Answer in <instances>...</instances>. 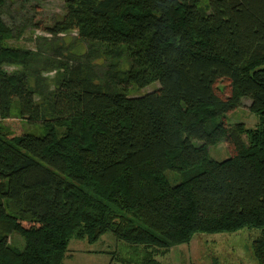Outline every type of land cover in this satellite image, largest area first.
<instances>
[{"label":"trees","instance_id":"trees-1","mask_svg":"<svg viewBox=\"0 0 264 264\" xmlns=\"http://www.w3.org/2000/svg\"><path fill=\"white\" fill-rule=\"evenodd\" d=\"M8 3L0 121L15 109L45 136L0 128V264H65L71 241L109 233L124 245L118 263L161 264L199 234L243 230L259 234L252 249L264 264V0H64L49 32L76 33L85 49L65 56L55 45L43 60L11 45ZM155 82V93L129 96ZM245 98L257 126H226ZM223 140L236 153L218 162L209 148Z\"/></svg>","mask_w":264,"mask_h":264},{"label":"rangeland","instance_id":"rangeland-1","mask_svg":"<svg viewBox=\"0 0 264 264\" xmlns=\"http://www.w3.org/2000/svg\"><path fill=\"white\" fill-rule=\"evenodd\" d=\"M199 1L202 3L204 0ZM6 11V24L13 29L17 36L11 41V45L37 52L43 51L42 60L54 57L55 45H59L63 49L62 53L65 56L69 52L85 49L84 45L77 41L76 33L53 37L49 32V29L53 28L57 21L63 17L64 0H9ZM95 64L99 76L102 77L107 61L99 60ZM120 67L123 70L130 69L126 59L120 62ZM15 69L9 68L11 71ZM44 74L49 80L54 78L55 71L46 70ZM159 88V82H155L143 89L133 88L128 93L130 97H144L146 94L155 93ZM216 89L224 99L231 94L230 82L227 80H219ZM242 101L239 108L225 116L226 126L231 128L238 124L246 125L247 128L257 126L258 117L250 111L251 100L245 98ZM17 105L18 101H16ZM14 111L10 118L0 121V128L6 136H21L23 133L39 137L45 136V130L41 124L27 122L19 117L15 109ZM195 144L199 145L200 143L195 141ZM209 152L213 160L221 162L235 155V144L231 140H223L219 144L211 146ZM176 161L184 168L193 167L196 164L186 158H178ZM2 182H4V177L0 175V183ZM258 235L257 232L251 230H243L235 234H199L190 244L172 248L169 254L159 258V261L161 264H258L252 249L253 241ZM13 241L16 247L24 248L25 242L20 235L15 234ZM69 245V259L65 264H120L117 259L125 254L124 245L117 242L110 233L102 236L95 244L75 240L71 241Z\"/></svg>","mask_w":264,"mask_h":264},{"label":"crops","instance_id":"crops-1","mask_svg":"<svg viewBox=\"0 0 264 264\" xmlns=\"http://www.w3.org/2000/svg\"><path fill=\"white\" fill-rule=\"evenodd\" d=\"M67 259H69V256H68V258Z\"/></svg>","mask_w":264,"mask_h":264}]
</instances>
